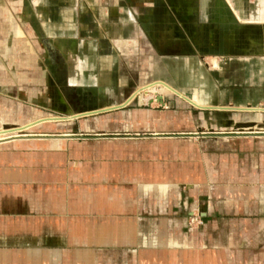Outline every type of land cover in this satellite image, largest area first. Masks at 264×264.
<instances>
[{
    "label": "crops",
    "instance_id": "crops-1",
    "mask_svg": "<svg viewBox=\"0 0 264 264\" xmlns=\"http://www.w3.org/2000/svg\"><path fill=\"white\" fill-rule=\"evenodd\" d=\"M255 1L256 15L247 17L239 14L242 5H224L235 10L238 24L264 21V0ZM162 20L176 34L167 5ZM249 38L242 31L230 50L257 51ZM241 65L233 70L243 72L252 89H264V61ZM199 93L185 100L206 106ZM76 116L68 110L64 119L45 115L17 127L31 132ZM187 137L75 141L70 154L85 164L63 171L51 161L53 152L60 160L67 154L66 138L26 133L2 140L0 264H264V136ZM192 213L200 225L189 221Z\"/></svg>",
    "mask_w": 264,
    "mask_h": 264
},
{
    "label": "rangeland",
    "instance_id": "rangeland-1",
    "mask_svg": "<svg viewBox=\"0 0 264 264\" xmlns=\"http://www.w3.org/2000/svg\"><path fill=\"white\" fill-rule=\"evenodd\" d=\"M221 1L172 0L177 7L173 15L178 19L174 34L161 20L166 5L174 11L169 0H0V121L5 127H11L41 111L63 116L66 105L60 103V99L65 93L72 96L73 109H82L90 104L104 103L101 100L116 103L142 85L130 99L142 91L137 101H147L142 105L144 108L174 110L178 112L176 115L185 116L187 126L189 122L191 128L194 126L198 131L158 135L44 134L59 141L67 139V154L61 160L57 158L60 153L52 154V167L59 166L62 171L65 167L79 169L81 163L85 164V158L79 157L81 162L77 165L76 157L70 154L75 141L91 143L99 138V143H112L121 138L152 139L171 135L194 137L202 142L209 137L264 136L263 130L233 133L214 126L216 123L225 125L229 121L223 120L227 118L236 119L240 125H252L247 122L257 120L253 112H222L228 117L222 116L224 119L220 120L221 113L194 108L185 100L184 93L192 96L197 89L205 103L228 99L263 102L264 89H252L244 73L233 70L234 66L247 62L237 63L230 57H219L214 68L209 60V55L220 49L227 50L231 33L238 34L242 25ZM242 2L246 8L245 17L252 15L247 12L252 4L248 0L239 1ZM255 60L251 59L250 64ZM66 76L76 87L65 86ZM156 78H168L183 91L163 80L152 81ZM157 85L160 87H156L157 90L170 95H163L162 103H151L158 93L148 91ZM252 90L254 95H251ZM133 107L139 106L130 105ZM127 108L129 106L123 109ZM211 116L212 121L209 120ZM261 122L264 126V113ZM78 126L76 121L75 127ZM28 127L0 128V142L25 136L17 132ZM115 137L120 138L113 139ZM35 160L43 166V158ZM55 189L59 190V186Z\"/></svg>",
    "mask_w": 264,
    "mask_h": 264
},
{
    "label": "water",
    "instance_id": "water-1",
    "mask_svg": "<svg viewBox=\"0 0 264 264\" xmlns=\"http://www.w3.org/2000/svg\"><path fill=\"white\" fill-rule=\"evenodd\" d=\"M235 4L237 5H242V10H239V14L241 16L245 17V11L246 8L244 6V3L242 4L239 3L240 0H232ZM232 1L227 0L229 4L232 3ZM258 1V0H257ZM248 2L252 5L256 3L254 0H248ZM222 4H224V0L221 1ZM251 7L247 10V12H251L252 15H256L255 12H252ZM171 13L177 12L176 10H171ZM228 11H231L233 17L236 19H239L238 16L236 15V12L233 8H229ZM164 15H165V10H164ZM130 16V15H129ZM174 16V15H173ZM249 16V14H248ZM164 17V16H163ZM175 17V16H174ZM180 17V16H179ZM132 18V17H131ZM176 18V17H175ZM163 19V18H162ZM161 19V20H162ZM181 19V18H180ZM176 21L178 22V19L176 18ZM163 23V20H162ZM240 24H242L240 27L241 29L239 30L238 34H233L231 33L230 38L228 39L229 46L227 44V50L220 49L219 52L214 53L209 55V57H215L217 59V63L219 61V57H230L232 58L231 60L236 61L237 63L240 61H246L247 63L251 59H256L255 61H264V21H253V20H248L247 18L244 19ZM163 25H165L163 23ZM165 27L169 30L168 26L165 25ZM242 31H248L250 38H253L255 40V46L258 49L257 51H251V52H245V53H234L230 50V46L233 42V40L238 37ZM172 33V31H170ZM249 38V39H250ZM220 47V46H219ZM223 48V47H220ZM210 60V59H209ZM211 62V60H210ZM79 71V70H78ZM66 73V71H65ZM156 80H163L167 83H169L171 86L175 87L176 89H180L179 87L175 86L173 81L168 79V78H156L153 79L152 81ZM65 86L67 88H72L76 87L75 83L73 80L68 79L67 76L65 78ZM72 83H71V82ZM151 81V82H152ZM150 83V82H149ZM148 84V83H147ZM142 86V85H141ZM61 87L63 88V83H61ZM140 87V86H138ZM136 87L133 89L127 96H125L123 99L120 100L118 103H95V104H90L87 107H84L82 109H73L70 100L72 96L68 97L67 93L64 95H61L60 103L66 105V109L64 112L63 116L59 115H54L50 112L47 111H41V114H36L32 117H29L25 119L22 122L30 121L38 117H42L45 115H53V116H59L62 117L63 119L68 113V110H71L73 113H75L77 116L73 120H63V121H52V122H47L44 124H41L39 127L35 128L33 131H19L17 132L18 134H33V135H48L50 133H59L62 135L69 134V135H85V134H119V133H133V134H152V135H158V134H164V133H171L173 134L174 132L177 134L180 133H190L194 132L197 133L198 131L194 126L191 128V124L188 122L187 124L190 126L186 125V118L185 116H178L174 110H154L153 108H144L142 105H146V102H142L143 100L137 101L139 99V94L142 92L140 91L139 93L135 94L128 102L126 100L132 95V93L138 88ZM156 88L155 91H148V92H154L158 93L155 95L151 100V103H162L163 101V95H170L166 93H162ZM182 90V89H181ZM183 91V90H182ZM147 92V93H148ZM184 93V92H183ZM175 95V94H171ZM185 97H192L186 95L184 93ZM177 96V95H176ZM178 98L182 99L181 97L177 96ZM183 100V99H182ZM75 101V100H73ZM185 101V100H183ZM186 102V101H185ZM187 103V102H186ZM189 105H192L190 103H187ZM206 106L204 107H196L193 106L194 108H199L201 110H213L218 113H221L219 115V119L223 120V117H226V114H222V112H234V111H240V112H253L254 115H257V113H264V99L263 102L260 103L259 101H252V102H246V101H235L228 99L225 102H207L205 103ZM130 105H138L139 107H133L130 108ZM129 106L127 109H123L125 107ZM221 106V107H218ZM143 107V108H142ZM258 107V108H256ZM260 110V111H258ZM148 112L149 117L147 119L143 118V115ZM171 112H175V114H172ZM213 119L214 122H217L218 119L216 115L213 114ZM228 117V116H227ZM226 117V118H227ZM212 116L209 118L210 121L213 120ZM79 122V126L75 127V122ZM224 121H229L228 123L224 124H219L216 123L214 126L217 129H221L222 131H228V132H233V133H254V132H260V130L264 131V126L260 125L263 122H261V119L257 118L255 121H249L247 122L248 124L252 125H240L241 123L234 120L233 118H227L224 119ZM182 122V123H181ZM3 124V129H9L13 127H17L20 125V122L13 126H8L5 127L4 123L1 121ZM243 123V122H242ZM246 123V122H245ZM183 125V126H182ZM182 126V127H181ZM212 126V124L209 125V127ZM211 130V129H210ZM13 135L12 134H8ZM5 135L4 137H6Z\"/></svg>",
    "mask_w": 264,
    "mask_h": 264
},
{
    "label": "built area",
    "instance_id": "built-area-1",
    "mask_svg": "<svg viewBox=\"0 0 264 264\" xmlns=\"http://www.w3.org/2000/svg\"><path fill=\"white\" fill-rule=\"evenodd\" d=\"M189 221L195 225H200L202 223L201 217L198 213H192L189 216Z\"/></svg>",
    "mask_w": 264,
    "mask_h": 264
},
{
    "label": "bare ground",
    "instance_id": "bare-ground-1",
    "mask_svg": "<svg viewBox=\"0 0 264 264\" xmlns=\"http://www.w3.org/2000/svg\"><path fill=\"white\" fill-rule=\"evenodd\" d=\"M130 100V99H129Z\"/></svg>",
    "mask_w": 264,
    "mask_h": 264
}]
</instances>
